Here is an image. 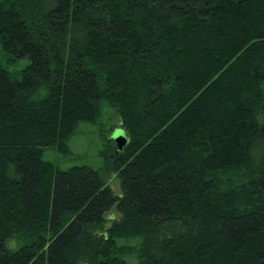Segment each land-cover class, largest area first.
<instances>
[{
	"label": "trees",
	"instance_id": "trees-1",
	"mask_svg": "<svg viewBox=\"0 0 264 264\" xmlns=\"http://www.w3.org/2000/svg\"><path fill=\"white\" fill-rule=\"evenodd\" d=\"M0 48V264H264V0H0ZM101 101L119 196L42 158Z\"/></svg>",
	"mask_w": 264,
	"mask_h": 264
},
{
	"label": "rangeland",
	"instance_id": "rangeland-1",
	"mask_svg": "<svg viewBox=\"0 0 264 264\" xmlns=\"http://www.w3.org/2000/svg\"><path fill=\"white\" fill-rule=\"evenodd\" d=\"M7 59L0 48V66L15 77H18L29 63L27 58L16 60L13 63L8 62ZM126 138L116 110L107 102L101 101L96 120L77 125L67 142L68 151L65 155L58 153L55 149L47 148L43 151L42 158L60 170L74 166L89 167L98 172L114 196H119V178L114 171L111 160H105L101 153H106L108 148L116 147L119 142L124 146ZM117 218L118 215L114 209L106 215L108 221ZM139 244V239H126L118 242L119 249H125L128 254H131L130 257L126 258L131 264L138 263L136 254ZM17 245L15 238L8 241V246L11 248H15Z\"/></svg>",
	"mask_w": 264,
	"mask_h": 264
},
{
	"label": "water",
	"instance_id": "water-1",
	"mask_svg": "<svg viewBox=\"0 0 264 264\" xmlns=\"http://www.w3.org/2000/svg\"><path fill=\"white\" fill-rule=\"evenodd\" d=\"M122 147H123V146H122V143L119 142V143L117 144V148L120 150V149H122Z\"/></svg>",
	"mask_w": 264,
	"mask_h": 264
}]
</instances>
